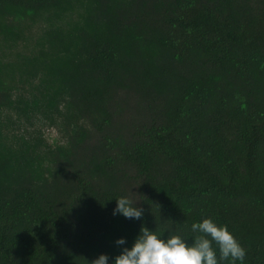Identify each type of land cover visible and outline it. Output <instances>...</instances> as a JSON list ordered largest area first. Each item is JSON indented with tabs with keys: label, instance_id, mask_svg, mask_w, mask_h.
I'll list each match as a JSON object with an SVG mask.
<instances>
[{
	"label": "trees",
	"instance_id": "1",
	"mask_svg": "<svg viewBox=\"0 0 264 264\" xmlns=\"http://www.w3.org/2000/svg\"><path fill=\"white\" fill-rule=\"evenodd\" d=\"M205 216L264 264V0H0V264Z\"/></svg>",
	"mask_w": 264,
	"mask_h": 264
},
{
	"label": "clouds",
	"instance_id": "2",
	"mask_svg": "<svg viewBox=\"0 0 264 264\" xmlns=\"http://www.w3.org/2000/svg\"><path fill=\"white\" fill-rule=\"evenodd\" d=\"M115 199L113 215L129 219L143 216L137 200L128 195ZM115 244L122 249L113 259L100 253L90 264H243L246 256V249L228 225L209 216L192 222L187 234L174 229L164 234L142 223L131 246L124 236L118 237Z\"/></svg>",
	"mask_w": 264,
	"mask_h": 264
},
{
	"label": "rangeland",
	"instance_id": "3",
	"mask_svg": "<svg viewBox=\"0 0 264 264\" xmlns=\"http://www.w3.org/2000/svg\"><path fill=\"white\" fill-rule=\"evenodd\" d=\"M126 116L132 117L128 113ZM44 137L48 142L55 143L61 139V132L56 127H47L44 129Z\"/></svg>",
	"mask_w": 264,
	"mask_h": 264
}]
</instances>
